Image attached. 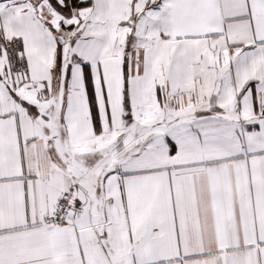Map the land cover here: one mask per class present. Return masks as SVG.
Masks as SVG:
<instances>
[{
  "label": "snow or ice",
  "instance_id": "obj_1",
  "mask_svg": "<svg viewBox=\"0 0 264 264\" xmlns=\"http://www.w3.org/2000/svg\"><path fill=\"white\" fill-rule=\"evenodd\" d=\"M0 264H264V0H0Z\"/></svg>",
  "mask_w": 264,
  "mask_h": 264
}]
</instances>
